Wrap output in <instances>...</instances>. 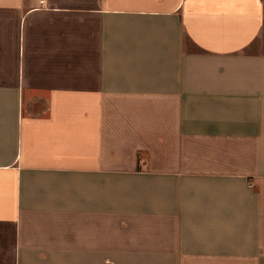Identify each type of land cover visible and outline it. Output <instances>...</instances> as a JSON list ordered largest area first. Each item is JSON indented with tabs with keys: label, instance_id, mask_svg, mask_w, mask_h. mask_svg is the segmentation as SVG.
<instances>
[{
	"label": "crops",
	"instance_id": "1",
	"mask_svg": "<svg viewBox=\"0 0 264 264\" xmlns=\"http://www.w3.org/2000/svg\"><path fill=\"white\" fill-rule=\"evenodd\" d=\"M0 264H264V0H0Z\"/></svg>",
	"mask_w": 264,
	"mask_h": 264
}]
</instances>
